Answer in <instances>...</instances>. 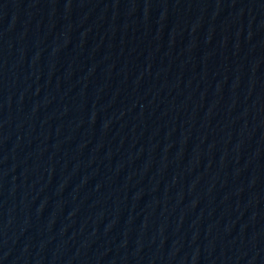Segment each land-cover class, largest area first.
I'll return each instance as SVG.
<instances>
[{"label": "water", "instance_id": "water-1", "mask_svg": "<svg viewBox=\"0 0 264 264\" xmlns=\"http://www.w3.org/2000/svg\"><path fill=\"white\" fill-rule=\"evenodd\" d=\"M0 264H264V0H0Z\"/></svg>", "mask_w": 264, "mask_h": 264}]
</instances>
